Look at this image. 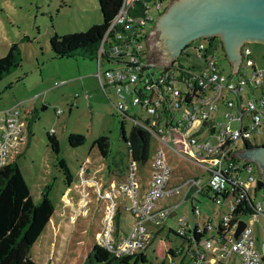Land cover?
I'll use <instances>...</instances> for the list:
<instances>
[{
  "label": "built area",
  "instance_id": "2783aa9c",
  "mask_svg": "<svg viewBox=\"0 0 264 264\" xmlns=\"http://www.w3.org/2000/svg\"><path fill=\"white\" fill-rule=\"evenodd\" d=\"M167 2L121 0L106 21L93 56L98 86L107 97L109 89L115 94L111 103L119 119L130 117L131 126L147 132L149 143L155 141L150 171L131 158L128 139L124 140L128 161L122 177L107 175L101 183L94 174L101 167L90 168L85 155L76 171L77 194L68 219L84 213L89 199L86 186L91 185L90 192L103 202L94 242L114 255L133 253L143 251L165 226L167 216L188 198L192 222L181 215L175 227L166 224L185 243L183 251L174 246V253H167L171 244L165 243L161 253L166 264H264V189L254 197L257 188L250 185L254 179L252 161L228 155L242 143L251 145L249 137L257 144L264 126V68L254 63L250 47L243 41L235 71L230 72L227 60L230 70L224 73L215 46L205 36L189 40L169 63L146 61L144 36ZM180 55L185 60L179 59ZM128 104L138 111L127 114ZM220 108L223 111L217 117ZM28 112L20 101L0 108V165L14 159ZM203 128L212 140L195 137ZM164 146L172 159H186L205 174V179L195 173L172 178ZM208 190L211 200L221 207L213 225L207 216L200 226L192 195L194 191L207 194ZM172 195L179 198L171 200ZM243 199L252 204L251 212L234 210ZM118 210L130 216L122 231L115 224ZM238 219L244 223L233 236ZM256 219L261 227L255 232L252 223ZM159 243L164 240L159 238ZM175 255H181L178 262L173 259Z\"/></svg>",
  "mask_w": 264,
  "mask_h": 264
},
{
  "label": "rangeland",
  "instance_id": "374dc122",
  "mask_svg": "<svg viewBox=\"0 0 264 264\" xmlns=\"http://www.w3.org/2000/svg\"><path fill=\"white\" fill-rule=\"evenodd\" d=\"M166 2L167 0H163V4ZM100 20L96 0H0V55L5 52L9 42L16 41L19 47V64L0 76V108L18 101L28 107L22 141L14 159L32 200H38L43 185L48 183L47 195L53 205L50 218L28 249L30 256L40 264H105L102 261L83 262L86 251L94 242V232L100 228L103 210V202L94 197L93 191L90 192L91 185L86 186L89 199L84 213L70 221L68 211L76 199L77 192L74 187L77 181L76 171L85 155L90 168L100 165L101 168H96L94 174L101 183L106 181L105 163L108 159L114 158L122 169L128 161L125 142L120 133L118 111L111 103L115 101L116 96L109 89L107 97L99 88L94 74L96 65L93 57L55 56L48 44V35L53 31L61 34L83 30L92 22ZM245 42L250 47L254 63L263 67L264 43ZM215 53L222 71L228 73L230 70L228 61L218 46L215 47ZM134 111L137 112L138 108L128 104L126 113L132 115ZM222 111L220 108L217 117ZM140 114L144 116L145 113L142 111ZM131 123L132 119L126 116L122 123L125 136ZM69 131L82 133L83 142L75 146L70 145L66 139ZM47 132L56 137L58 146L56 153L49 146ZM204 132L203 128L194 135L196 138L208 137L212 140L211 136ZM99 134H104L108 138V150L104 156L100 155L95 144L90 145L92 139ZM249 141L253 145V138L249 137ZM256 141L257 144L261 142L264 144V126L261 127ZM154 143L155 141L151 139L147 159L142 167L146 172L150 171L149 159ZM193 147L198 149L197 146ZM164 154L167 163L172 167V178L195 173L200 175L201 180L205 179V174L199 172L198 167L192 166L186 159H172L166 146ZM57 158L64 160L71 174L70 189L65 188L68 184ZM252 163L254 179L250 185H255L258 177L262 180V185L256 189L254 197H257L261 189H264V173L260 177L255 162ZM112 172L122 171L113 169ZM122 173L115 174L114 178L122 177ZM250 190L251 188L249 193ZM207 192L205 194L203 191H194L192 195V205L199 210L200 226L201 219L205 220L207 216H211L213 225L221 207L211 200V191ZM171 197V200L179 198L177 195ZM190 207L188 198L182 200L175 211L167 216L165 226L144 247L149 264H166V258L161 253L166 242L181 247L183 251L185 243L180 236L169 231L167 241L165 228L166 224L175 227L177 218L181 215H185L192 222ZM118 214L121 220L120 225L118 223V231H122L127 228L130 216L122 213V210ZM252 225L255 232L261 227L258 219L254 220ZM212 231L213 227L207 230V233ZM159 238L164 240L163 244L159 243ZM180 257L181 255H175L173 259L178 262Z\"/></svg>",
  "mask_w": 264,
  "mask_h": 264
},
{
  "label": "trees",
  "instance_id": "16d2710c",
  "mask_svg": "<svg viewBox=\"0 0 264 264\" xmlns=\"http://www.w3.org/2000/svg\"><path fill=\"white\" fill-rule=\"evenodd\" d=\"M96 1L101 22L91 23L83 30L68 31L61 34L53 31L48 35V44L55 56L78 55L87 58L94 56L104 25L112 17L121 0ZM205 37L213 46H218L221 54L225 56L219 36ZM18 64L19 47L16 41H12L7 44L5 52L0 55V76ZM120 126L122 129V124ZM140 131L141 134L139 135L136 132V127L131 126L125 136L122 129V138L123 140H129L131 158L140 164H144L147 159L149 141L147 132ZM46 138L50 148L56 153L58 149L56 137L54 134L47 132ZM66 139L70 145L75 146L83 142L84 135L77 131H69L66 134ZM93 144L102 156L106 155L108 150L106 135H97L92 139L90 145ZM57 162L66 183L70 185L71 174L64 160L57 158ZM105 167L106 170L116 169L122 171V167L112 157L107 160ZM48 187L49 184L45 183L38 200L33 201L15 159L0 165V264H40L32 256L26 255V252L43 229L53 210L52 202L47 195ZM251 205L250 202L243 199L237 203L234 210L251 212ZM118 212L119 210L115 215L116 226H118L120 220ZM169 231L174 233L171 227H166L165 239L167 241H169L167 237ZM196 236H198L197 233ZM174 246L176 245H169L170 251L167 253H174ZM95 261H102L105 264H137L138 262L149 264L144 250L114 255L103 246L92 242L83 257V262L93 263Z\"/></svg>",
  "mask_w": 264,
  "mask_h": 264
},
{
  "label": "water",
  "instance_id": "95a60500",
  "mask_svg": "<svg viewBox=\"0 0 264 264\" xmlns=\"http://www.w3.org/2000/svg\"><path fill=\"white\" fill-rule=\"evenodd\" d=\"M213 35L219 36L224 55L231 63L230 72H234L243 41L264 43V0H169L144 36L148 50L146 61L169 63L189 40L198 36L211 38ZM136 132L141 134L139 129ZM120 133L122 137L121 126ZM232 154L254 161L258 175L262 177L263 143H242L240 149L228 155ZM261 185L262 180L256 178L255 188ZM243 223V219L237 220L233 236Z\"/></svg>",
  "mask_w": 264,
  "mask_h": 264
},
{
  "label": "crops",
  "instance_id": "0c3cea01",
  "mask_svg": "<svg viewBox=\"0 0 264 264\" xmlns=\"http://www.w3.org/2000/svg\"><path fill=\"white\" fill-rule=\"evenodd\" d=\"M99 22H101V21H99ZM92 23H95V22H92ZM261 67H262V66H261ZM263 68H264V66H263ZM98 166H100V165H98ZM112 170H113V169H111V170H106V171H107V172H106V176H107V175H110V176H111V175H115V174H118V175H119V174L122 173V172H112ZM171 214H172V213H171ZM171 214H170V215H171ZM49 218H50V216L48 217V219H49ZM170 226H171V225H170ZM171 227H172V226H171ZM26 255L30 256L29 250L26 252Z\"/></svg>",
  "mask_w": 264,
  "mask_h": 264
},
{
  "label": "flooded vegetation",
  "instance_id": "af4514ba",
  "mask_svg": "<svg viewBox=\"0 0 264 264\" xmlns=\"http://www.w3.org/2000/svg\"><path fill=\"white\" fill-rule=\"evenodd\" d=\"M119 122H120V124H122V123H123V120H120V119H119Z\"/></svg>",
  "mask_w": 264,
  "mask_h": 264
}]
</instances>
